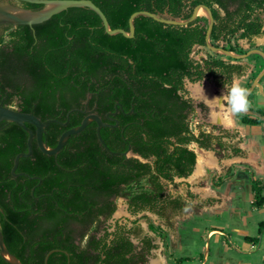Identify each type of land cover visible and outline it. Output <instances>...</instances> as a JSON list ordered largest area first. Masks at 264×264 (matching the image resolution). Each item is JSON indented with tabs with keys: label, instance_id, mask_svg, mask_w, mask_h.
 <instances>
[{
	"label": "trees",
	"instance_id": "obj_1",
	"mask_svg": "<svg viewBox=\"0 0 264 264\" xmlns=\"http://www.w3.org/2000/svg\"><path fill=\"white\" fill-rule=\"evenodd\" d=\"M92 1L112 28L126 31L135 11L187 18L196 5L205 4L214 18L211 43L236 53L247 51L238 38L264 35L259 15L264 0ZM19 2L32 10L44 6ZM207 26L205 15L186 25L139 15L133 37H125L108 34L100 16L88 7H69L33 25L0 26V103L41 120L58 119L43 133L50 147L63 131L81 123L86 113L79 109L96 105L103 121L114 124L106 113L118 107L113 115L118 124L101 127L100 133L119 153H110L100 143L94 120L55 154L43 152L34 138L32 153L19 159L15 171L40 179L13 175L15 156L28 150V131L14 121H0V230L8 250L23 264H45L50 250L46 264H145L157 244L140 224L116 223L112 230L103 226V219L116 208L115 199L124 197L133 214L147 210L170 224L171 216L190 201L166 193L163 180L191 174L197 156L191 143L222 157L242 155L243 149L230 140L235 135L229 129L213 125L211 131L195 132L190 124V113L207 106L188 96L186 79L207 77L218 87L231 84L247 69L238 62L244 58L226 61L216 52L201 59L193 56L196 46L206 47ZM254 56L262 67V55L248 57ZM258 111L264 115V110ZM240 121L262 125L264 134L260 117L242 114ZM26 124L35 131L34 125ZM244 170L251 181V204L264 209V180ZM263 230L264 219L258 223V235ZM157 233L164 238V231ZM188 259L182 256L177 262ZM0 264L11 263L0 255Z\"/></svg>",
	"mask_w": 264,
	"mask_h": 264
},
{
	"label": "rangeland",
	"instance_id": "obj_2",
	"mask_svg": "<svg viewBox=\"0 0 264 264\" xmlns=\"http://www.w3.org/2000/svg\"><path fill=\"white\" fill-rule=\"evenodd\" d=\"M203 13L200 12L201 15ZM259 14L264 19V10ZM237 41L243 49L264 48V35H256L250 40L238 38ZM210 53L213 51L207 47L198 46L192 52L196 59L207 57ZM217 56L226 61H231L232 58L223 54ZM239 61L246 63L248 67L242 76L235 75L232 81L239 79L242 85L248 88L263 69L264 63L261 67V59L257 56L251 58L247 56ZM201 82L208 99L221 96L224 92L227 94L228 84L217 87L212 79L207 77L195 82L186 79L188 95L195 100L202 101ZM262 87L264 90V83ZM249 102L253 103L255 108H264V94L256 88ZM205 105L206 109L196 108L190 115L193 128L196 131L200 129L211 131L213 125H219L229 129L235 135L230 140L243 149L242 155L222 157L216 155L212 149H205L192 143L190 147L196 152L197 164L191 174L187 177H175L173 181L163 180L166 193L173 196L181 195L190 201L185 210L171 216L170 224L147 210L133 214L129 211L124 197L115 199L114 212L103 219V226H107L108 230H112L116 223L128 227L135 223L140 224L143 233L154 237L159 247L152 250L145 264H165L162 259L165 258L163 253L168 254L169 248L163 249L162 241H170V250L176 248L173 252L175 257L182 255L189 257L188 260L177 264H264V230L258 235V223L264 219V209L251 204L253 199L251 181L248 172L244 170L250 169L255 175L264 177L262 125L242 124L240 121L242 114L231 116L215 104ZM225 116L231 118L232 123H225ZM199 157L202 169H199ZM189 192L193 197H190ZM151 224L159 229L156 231L151 229ZM159 230L164 231V238L157 233ZM246 236L259 239L249 242L245 239ZM133 240L138 241L137 238ZM175 260L170 259L169 264H176Z\"/></svg>",
	"mask_w": 264,
	"mask_h": 264
},
{
	"label": "water",
	"instance_id": "obj_3",
	"mask_svg": "<svg viewBox=\"0 0 264 264\" xmlns=\"http://www.w3.org/2000/svg\"><path fill=\"white\" fill-rule=\"evenodd\" d=\"M18 1H25L30 3H39L43 4L44 6L37 10H32L25 8L23 6L17 5L10 0H0V26L4 24H27L33 25L37 23H41L47 19H49L52 15L61 12L69 7H88L91 10L95 11L101 18L103 22V26L105 31L108 34H116L122 33L125 37H133L134 35V19L139 15L149 16L154 18L157 21L169 23V24H178V25H186L189 22L193 21L198 15H201L200 12H204L208 19V26L206 30V47L213 52L218 54H223L230 56L234 59L245 58L252 53H258L263 56L264 58V51L259 48H251L247 50L245 53H236L232 50L223 48L221 46H215L210 41V34L212 30V26L214 23V18L210 7L205 4H198L194 7L192 14L187 18H175V17H168L164 15H160L159 13L151 12L149 10H138L133 12L129 17V31H126L124 28L116 27L112 28L109 24V21L102 11V9L96 5L92 0H18ZM264 75V67L263 69L255 76L252 83L248 87L250 93L255 90V88L259 89V92L264 94V90L262 84L260 83L261 77ZM86 113L83 117L81 123L77 126L70 127L63 131L59 136L58 142L55 146L50 147L43 138V133L45 131V127L50 122H56L58 119L56 118H49L46 120H41L37 115L31 112L21 111L15 107L5 106L0 103V121L2 120H9L14 121L24 129L28 131V139L27 145L28 150L26 152H19L15 158L14 163L11 169L13 175H25L29 178H39V176L29 175L27 172H16V168L19 164V159L21 157L29 156L32 153V141L36 138L37 144L39 148L47 153V154H55L58 153L64 144L66 143L67 139L74 133H78L84 129V127L91 121L94 120L97 123V136L101 144L110 152V153H119L117 151L111 150L108 145L106 144L105 140L102 138L100 133V128L104 126H112L117 125L118 121L116 118L113 117L114 114L118 112V107H116L115 111H109L106 113L109 119L115 120L114 124L108 123L103 121L102 117L96 112H87L85 109H79ZM68 111L67 116H69L70 112ZM244 114H251L260 117L264 121V115L261 114L258 110L249 108L248 111ZM26 123H30L34 125L35 131L27 126ZM126 155L130 153V151L124 152ZM197 164V157L195 166ZM53 250H50L45 256V264L47 262V258L49 254ZM0 255L9 263L11 264H23L13 253H11L4 243V238L2 231L0 230Z\"/></svg>",
	"mask_w": 264,
	"mask_h": 264
},
{
	"label": "clouds",
	"instance_id": "obj_4",
	"mask_svg": "<svg viewBox=\"0 0 264 264\" xmlns=\"http://www.w3.org/2000/svg\"><path fill=\"white\" fill-rule=\"evenodd\" d=\"M200 94L202 102L205 104H215L223 110H226L231 116H239L246 113L250 107L249 95L250 90L243 86L239 79L232 81L227 86V94L221 96H215L211 99L204 94L202 82L200 84Z\"/></svg>",
	"mask_w": 264,
	"mask_h": 264
},
{
	"label": "flooded vegetation",
	"instance_id": "obj_5",
	"mask_svg": "<svg viewBox=\"0 0 264 264\" xmlns=\"http://www.w3.org/2000/svg\"><path fill=\"white\" fill-rule=\"evenodd\" d=\"M11 2H13V3H15V4H17V5H20L21 6V4H20V2L18 1V0H10ZM260 15V14H259ZM261 17V16H260ZM261 19H262V23H263V25H262V27H264V19L261 17ZM254 36H256V35H254ZM254 36H252V37H254ZM251 37V38H252ZM251 38H249V40L251 39ZM248 39V38H247ZM198 47H200V46H198ZM259 49H261V48H259ZM263 51H264V49H263ZM263 57V56H262ZM234 59V58H233ZM264 59V58H263ZM231 61H233V62H236L235 60H231ZM238 62H240L239 60H238ZM246 64V63H245ZM247 65V64H246ZM248 67V66H247ZM242 76V75H241ZM261 84H262V82H260ZM264 83V82H263ZM256 89V88H255ZM255 91V90H254ZM254 91H252V92H254ZM251 92V93H252ZM188 96H190V95H188ZM89 97H90V95H88L87 96V99L85 100V102L89 99ZM191 97V96H190ZM191 98H193V97H191ZM194 99V98H193ZM195 100V99H194ZM196 102H199V100H196ZM202 102V101H201ZM204 103V102H203ZM205 104V103H204ZM253 103H251L250 104V107L249 108H251V109H255V110H258V109H262V110H264V108L263 107H258V108H255L254 107V104L252 105ZM196 108H200V107H196ZM196 108H195V110H196ZM85 110L87 111V112H96V105H94V106H92V107H90V108H85ZM195 110L193 111V112H191L190 113V115L191 114H193L194 112H195ZM190 115H189V118H190ZM190 124H191V119H190ZM191 126H192V124H191ZM193 127V126H192ZM194 129V131L195 132H198V131H196L195 130V128H193ZM201 130V129H200ZM202 130H204V129H202ZM192 144V143H191ZM190 144V145H191ZM189 145V146H190ZM191 148V147H190ZM134 243H138V241H133ZM156 244H157V247L156 248H153V249H157L158 247H159V244L156 242V241H154ZM171 243H170V241H162V247H163V249H165L166 250V248L168 249V254H166L165 252L163 253L164 254V257H165V261H163V262H165V264H169V262H171L170 261V259H176L175 260V263L177 264L178 262H177V260H178V258H180V257H182V256H185V255H182V256H180V257H175L174 256V254H173V252L175 251V249L176 248H173V249H171L170 250V247H171V245H170ZM152 249V250H153ZM152 252V251H151ZM173 254V255H172Z\"/></svg>",
	"mask_w": 264,
	"mask_h": 264
},
{
	"label": "bare ground",
	"instance_id": "obj_6",
	"mask_svg": "<svg viewBox=\"0 0 264 264\" xmlns=\"http://www.w3.org/2000/svg\"><path fill=\"white\" fill-rule=\"evenodd\" d=\"M224 119H225V120H224L225 123H226V122H231V123H232V121H233V120H231V118L229 119L228 116H227V117L225 116ZM202 160H203V159H202ZM198 161H199V169H202V164H200V162H201V158H200V157H199ZM201 163H202V162H201ZM162 257H163V256H162ZM162 259L164 260L165 258H162ZM164 261H165V260H164Z\"/></svg>",
	"mask_w": 264,
	"mask_h": 264
},
{
	"label": "crops",
	"instance_id": "obj_7",
	"mask_svg": "<svg viewBox=\"0 0 264 264\" xmlns=\"http://www.w3.org/2000/svg\"><path fill=\"white\" fill-rule=\"evenodd\" d=\"M256 156H257V154H256ZM258 177H260V176H258ZM260 178H262L264 180V177H260Z\"/></svg>",
	"mask_w": 264,
	"mask_h": 264
}]
</instances>
